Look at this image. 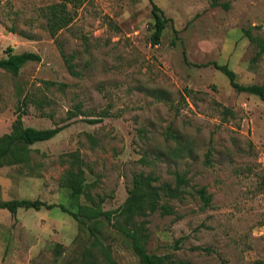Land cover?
Returning <instances> with one entry per match:
<instances>
[{
    "label": "rangeland",
    "instance_id": "374dc122",
    "mask_svg": "<svg viewBox=\"0 0 264 264\" xmlns=\"http://www.w3.org/2000/svg\"><path fill=\"white\" fill-rule=\"evenodd\" d=\"M56 1L0 2V58L9 47L41 55L18 75L0 69V135L22 103L27 126H64L31 146L28 163L0 168V199L76 210L64 178L74 151L103 210L122 205L135 173L174 183L178 169L187 173L185 198L169 201L176 214L147 218L148 250L180 264L264 259V101L237 91L215 65L227 64L242 84H264V53L245 34L264 37V0H153L171 19L156 45L150 0H88L53 38L42 9ZM63 52L75 55L80 75ZM169 128L194 142L191 155L169 157ZM204 186L209 205L197 193ZM101 229L119 263L141 264L111 223ZM91 237L60 207L0 208V264H76Z\"/></svg>",
    "mask_w": 264,
    "mask_h": 264
},
{
    "label": "trees",
    "instance_id": "16d2710c",
    "mask_svg": "<svg viewBox=\"0 0 264 264\" xmlns=\"http://www.w3.org/2000/svg\"><path fill=\"white\" fill-rule=\"evenodd\" d=\"M2 0H0L1 2ZM88 0H57L43 7V15L46 19L45 28L54 38L59 31L68 28L74 21L78 10ZM152 12L154 17L153 33L151 40L153 44H159L165 32L167 23L171 20L166 17L164 11L153 1ZM246 36L253 42L257 49V55L264 53V37L253 34L249 29L245 30ZM6 56L0 58V69L18 75L22 67L30 61H41V55L34 51L14 52L12 47L6 51ZM69 72L80 75L74 63V54L63 52ZM216 67L223 71L230 79L231 85L239 92L245 91L258 96L264 101V84H242L237 79V73L227 64L215 63ZM156 98L171 102L167 91L157 90L152 94ZM26 103H22L16 110V117L12 122L11 130L0 135V168L7 165L28 163L31 158V146L37 142L47 141L58 135L63 125L54 127L36 128L27 126L23 119ZM92 119L90 122H98ZM168 139L176 141V145L169 151V157L176 161L186 154H192L195 144L192 140L178 134L173 128L168 129ZM69 168L65 172L66 185L71 190L76 210L66 207L64 204L47 203L41 199H10L1 200L0 208L9 210L15 215L20 208L40 210L43 207H60L63 211L71 214L81 225L86 227L92 234L89 245L83 247L76 264H121L114 258L111 247L101 239V225L106 220L130 245L133 253L138 257L141 264H180L179 260L171 254H157L148 250L150 239L147 227V218L156 212L161 215L176 214L177 211L169 203L171 199L182 201L185 198V187L188 185L187 173L174 170L175 182H159L158 175L152 173H135L132 184L128 189V196L118 208L114 210H103L102 198L94 199L89 183L86 182L85 161L78 151L68 153ZM204 205H209L212 195L208 193L207 187H201L197 191ZM81 196L86 201L80 202ZM61 245H57V247ZM58 252V250H57ZM256 264H264V259H259Z\"/></svg>",
    "mask_w": 264,
    "mask_h": 264
}]
</instances>
